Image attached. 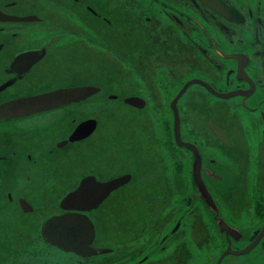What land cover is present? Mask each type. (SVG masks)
<instances>
[{
    "label": "flooded vegetation",
    "instance_id": "flooded-vegetation-1",
    "mask_svg": "<svg viewBox=\"0 0 264 264\" xmlns=\"http://www.w3.org/2000/svg\"><path fill=\"white\" fill-rule=\"evenodd\" d=\"M123 2L126 3V1ZM145 2L144 5L149 12L154 14V19L132 7L133 16L140 18L138 24L140 30L133 31L125 27L123 19L116 14L115 20L118 22L119 34L116 38L113 35V39H110L108 34L94 31L97 22H93L91 37L82 34L84 31L77 22L72 23L68 20L64 23L62 15H65V11L59 9V6H62L55 0H0V216L3 218L0 227V247L5 252L4 255H0V264H93L95 262L99 264H187L190 262L188 259H193V255L187 247L177 249L173 246L172 240L179 232V227L184 224L183 218L188 214L194 215L196 209L186 208L182 204L177 207L179 199L172 190L194 191L195 187H201L202 193H200L206 198L211 196L214 199L213 193L217 191L226 200H232L231 195L234 193H223L224 190L231 191L232 188L222 177L224 171L222 165L220 164L221 170L215 168L217 163L215 158L219 162L222 159L230 161V158L226 156L227 150L234 143L242 140V134L238 129L242 130L243 135H247L249 149L243 141L241 145H238L241 149L235 153L237 157H233V160L237 164L249 166L250 177L245 182V190L248 187V191L244 204L248 203L245 209L252 214L255 225L247 241L242 240L244 234H240L236 228L234 235L223 234L220 236V241L222 244L227 243L230 247L228 252L237 255L240 259L243 255L250 256L255 248L264 250V13H262V2L259 0H253V3L250 0H206V2L204 0H147ZM238 2H243L245 6L239 7ZM116 7L117 12L120 13L122 9L119 4ZM90 12L105 24L112 20L110 13L102 12L98 15L94 8H90ZM155 15H158L157 18ZM71 16L76 20L80 18L72 12ZM50 18H57V21ZM121 27L124 33L120 30ZM208 28L225 36L231 42L236 40L242 43L244 48L231 49L229 52L222 50L224 54L219 44L207 32ZM243 29L253 32L252 41L251 39L248 41L239 33ZM203 32L206 34L204 35ZM175 33H180L189 42L190 51L170 49L171 54L165 59L168 66L164 69L173 65L175 67L173 77L166 75L162 68L152 71L151 66L154 69L157 68L154 59L158 58L162 51L167 52L166 49L161 48V41H165L169 35L172 36ZM32 34L37 35V38L26 41V36ZM42 34L46 36L44 41L40 39ZM140 34L146 37L152 36L156 49L158 48L157 51H159L154 54L151 50L154 46L152 43L148 49L130 41ZM149 40L152 41V38ZM142 44H146V41ZM93 50L105 52L110 63L132 69L134 77L142 76L145 80L143 88L146 86L148 89L146 97L140 90L125 93L122 97L124 104L136 109H146L148 99H151L154 111L152 116H155L157 111L161 114L159 117L162 125L156 123V131L160 135V140L157 141L160 162L155 168L156 171L142 166L144 174L141 173L139 179L134 176L129 166L124 167L121 172L114 173L116 161L114 157H111L110 152L106 162L100 163L106 167L105 176L93 168V136L99 126L98 120L93 117V100L97 95L103 96L105 91L101 85L93 82ZM208 67L209 71H207ZM142 68L148 69L145 76ZM204 70L207 71L208 76L202 78L198 73ZM162 74L165 75L164 81L159 78ZM191 80L194 81L179 97L176 106L180 118L181 139L184 133L193 131L188 134L192 138L182 140L192 143L196 147L194 150L177 143L174 134V112L171 106L173 98L180 90L179 87ZM93 86L99 87V90L93 92ZM81 87H86L82 93L63 94L66 89ZM47 94H50L52 98H46ZM134 96L144 100L142 107L124 101L125 98ZM235 96H239L245 105L241 103V107H236L225 101ZM106 99L117 100V94H109ZM249 99H253V103L259 102L260 106L250 107L245 102ZM157 100L160 101L157 102ZM101 102L104 106L103 99ZM232 106L236 109L240 108L248 116L251 122L250 127L259 132L258 146H253L252 133L244 130L240 121L236 122L230 118L224 126L222 122L211 116L209 107L229 111ZM162 109L165 110L164 114ZM93 119L96 120L94 129ZM241 121L245 119L242 118ZM213 125L216 126L220 136L213 129ZM195 131L204 132V138L207 140L204 138L198 140ZM232 133H235L234 140L231 138ZM47 137L49 139L45 140ZM135 142L136 140L127 144ZM149 143L151 144L150 140ZM35 144H40L41 150L37 147L35 151ZM217 149L219 154L216 152ZM219 149L223 151L222 155ZM148 150V160L153 162L149 145ZM208 155L215 158L206 157ZM181 156H184V162L190 168L189 172L186 167L179 171V164L183 163ZM201 156L206 158L204 163L201 161ZM141 158H146V155H142ZM157 158L158 156L154 158L156 162ZM129 161L131 159H126V163ZM117 162L119 163L120 160ZM159 169L163 170V175L158 179L156 175H160ZM196 170L200 174L202 183L197 180ZM153 171L154 175L151 176L150 173ZM181 174H183L182 180L186 181L188 175H192L193 185L186 182L187 184L183 183L179 186L178 178ZM39 177L46 179V190L58 191L55 209L50 212L36 210V206L25 194L27 186ZM86 177L92 180L91 193H93V177L99 182L121 177L123 183L112 189L95 207L87 209L86 204L76 200L61 205L62 199L75 191ZM211 177L215 180L214 187L211 184ZM144 184L150 187V192H144L142 188ZM129 185L132 186L131 188L136 187L138 191L136 202L138 213L134 219L129 206H122L124 218L128 224L117 225L116 228L124 237L122 241L126 240L124 246L129 249L119 251V243L116 245L98 242L99 231L93 220V211L98 209L105 200L110 199L112 194ZM244 196L245 194L241 192H235L239 210L244 208V204L239 202ZM169 197L172 203L168 209ZM192 198L190 194H187L184 201L189 205ZM194 198L197 199H194L196 201L199 200L198 192L194 193ZM6 214L16 215L19 218L32 214L36 218L32 225L36 227L38 225L41 240L49 247L52 245L59 255H39L27 249L19 253L17 246L23 244L24 239L14 235L15 224ZM64 214L75 217L81 214L87 215L95 228L90 246L106 250L93 254L91 249L90 252L82 254L51 244L42 234V225L48 218ZM124 218L121 215V219L125 220ZM147 223L153 224L144 226ZM215 226L211 220L206 224V227H212L211 229ZM144 227L151 228L146 236L156 232L160 234L159 238L152 242L146 241V236L142 235ZM6 228H12V232L9 233ZM130 231L133 235L128 236ZM41 240L39 246L42 247ZM231 241H233L232 244L229 243ZM78 242H80V234L75 228L73 236L70 238L65 236V244ZM203 242L202 237L201 243ZM147 247L148 250H146ZM154 250H158L159 255H154L152 259L150 255L154 254ZM111 255L118 257L115 259ZM121 255H128V258ZM121 258H124L126 263L119 261Z\"/></svg>",
    "mask_w": 264,
    "mask_h": 264
},
{
    "label": "rangeland",
    "instance_id": "rangeland-1",
    "mask_svg": "<svg viewBox=\"0 0 264 264\" xmlns=\"http://www.w3.org/2000/svg\"><path fill=\"white\" fill-rule=\"evenodd\" d=\"M123 1H126V3H124ZM145 1L147 0H55V2L62 6H59V9L65 11V15H62L64 23H67L68 20L72 21V23L77 22V24L81 26L82 30L84 31L82 34L86 35L87 37H91L93 35V22H97L96 29L94 31L97 33H103L104 35L108 34L110 39H113V35L116 38L119 34L118 22L115 20L117 19L116 14H118L123 19L124 26L130 28L133 31H136V29L140 30L138 25L140 22V18H135L133 16L132 7L133 9L137 8V10L140 12H144V14L150 15L152 19H154V14L150 13L148 8L144 5ZM259 1L262 2V13H264V0ZM250 2L253 3V0H250ZM146 3L147 2H145V4ZM118 4L122 9L120 13L117 12L118 8L116 6ZM237 4L239 5V7L245 6L243 2H238ZM90 8H94L97 11L98 15L102 12H104V14L110 13V18L112 19L111 22L107 24H105L104 22H100V18L94 16L90 12ZM71 12L73 15H77L80 18L77 20L72 18ZM155 16L157 18L158 15ZM81 18L84 19L81 20ZM136 19L138 20L136 21ZM50 20L57 21V18H50ZM120 30L124 33L122 27ZM207 32L210 33L214 40L219 44L221 51L223 50L224 52H229L231 49L244 48V45L242 43L237 42L236 40L231 42L225 36L215 33L211 28H208ZM239 33L242 36L246 37L248 41L253 35V32H250L247 29L240 30ZM205 34L206 33H204V35ZM35 38H37V35H27L26 41ZM45 38L46 36L44 34L40 36V39L42 41H44ZM149 38H152V41H150ZM130 41H134L137 45H143L148 49H150L148 46L150 45V43H152L154 46L151 50L154 52V54L159 51H157L158 48L156 49V43L152 36L146 37L140 34L139 36H134V38ZM144 41H146V44H142ZM250 41H252V39ZM189 45V42L184 39L180 33H175L172 36L169 35V37L166 38L165 41H161V48L166 49L167 52L162 51L159 57L154 59V63L156 64L157 68L154 69V67L151 66L152 71H156L157 69L162 68L163 70H165L166 75L173 77L175 67H173L172 65L164 69L168 66V62L166 63L165 59L166 57L170 56L171 50L175 51L176 49L190 51ZM148 54L149 52L147 51V55ZM106 56V53L103 51L93 50V82L101 85L102 88L105 89V91H103L104 97L102 95H97L93 100V117L98 120L99 124L98 130L93 136V168L101 173L102 176H105L107 172V170H105L106 167L105 165H101L100 163L106 162L107 155H109L110 152L111 157H114L116 161V168L113 170L114 173L121 172L124 167L129 166L130 170L134 173V176L139 179L141 177V173L144 174L142 166L147 169L156 171L155 168L160 162V152L157 149V141L160 140V135L156 131V123H158L160 126L162 125L159 117V115L161 114L159 111H157L155 112V116H152L154 111L152 109L153 102L151 99H148L146 109H136L127 106L122 102V97L123 95H125V93H132L134 91L138 92L140 90L141 93H144L143 95L146 97L148 89L146 86H144L143 88L145 80L142 78V76L134 77V70L132 69L130 70L126 67L121 66L120 64L110 63L109 58H107ZM139 69L141 71V68ZM209 70L210 69L208 67L207 71ZM142 71L143 75L145 76V72H148V69L142 68ZM207 71L204 70L203 72L198 73V75L202 78L207 77ZM159 78L161 81H164L165 75L162 74V76H160ZM170 85L174 86L173 84ZM182 86L179 87V89H181ZM109 94H117V100H107L106 98ZM102 99L105 103L104 106L106 107L102 106ZM159 101L160 100H157V102ZM225 101H227L231 105H235L236 107H241L242 103V99L239 96L225 99ZM253 101V99H249L245 102L250 107L260 106L259 102L253 103ZM242 105L244 106L245 104L242 103ZM178 109L182 113L179 105ZM209 109L211 111V116L222 122L224 126H226V124L228 123V119L230 118H233V120L236 122L240 121V123L244 127V130L252 133L253 146L256 147L260 144L259 132L257 131V129L255 130V128L250 127L249 124H251V122L248 120V116L244 114L240 108L236 109L232 106L229 111L216 110L215 107H209ZM162 113H165L164 109H162ZM254 117L257 118V116ZM242 118H244L245 121H241ZM127 126L130 127V130ZM238 131H240L242 134V140L237 141L231 148L227 150L226 156L230 158V161L222 159L219 162V160L212 155L206 156H211L217 160V163L215 165L216 169L221 170L220 164L222 165L224 170L222 177L228 181L229 187L232 188L231 191L226 189L223 191V193H234L231 195L233 197L232 200H226V198H224V196L222 195H219L217 191H214L213 193L215 195L213 196L215 200L211 196L209 198H206L203 196V194H201V187L194 188V191L199 193L198 201H196L197 199L194 198L195 192L192 190L187 189L186 191L184 189V191L181 190L178 192L176 190H172V193L177 194V198L179 199L177 202V207L182 204L186 206V208L196 209L194 215L191 216L190 214H188L183 218L185 219L183 220L184 224L179 227V232L176 234L175 239L172 240L174 244L173 246H176L177 249L187 247L191 252V255H193V259H188L190 262H187V264H264L263 248L261 250H259L258 248H253L254 251H251L250 256L243 255L242 259H240V257H238L237 255H233L228 252L230 250V247L229 245H227V243L222 244L220 241V236H223V234L234 235V232L236 231L235 228L237 229V231H239L240 234H244L242 240L247 241L249 235L253 233L255 225L252 214L245 209L248 203L244 204L246 202V194L248 191V187L245 190V182L248 181L250 177L248 169L249 166L247 164H237L233 160V157H237L235 153L240 151L241 149L238 145H241L243 141L249 149V143L248 140H246L247 135H243L242 130L238 129ZM190 133H193V131L184 133L182 135V139L186 140L188 138H192L188 136V134ZM195 133L198 136V140H203L204 132L195 131ZM231 138L232 140L235 139V133H232ZM48 139L49 137L45 138V140ZM134 140H136L134 144H127L133 143ZM149 140L151 141V144L149 143ZM204 140L207 139L204 138ZM148 145L152 150V161L154 163L148 160ZM37 147L39 148V150H41L42 148L40 144H35V151ZM219 150L220 154L222 155L223 151L221 149ZM180 151L182 152L183 150L181 149ZM216 152L217 154H219L218 149L216 150ZM142 155H146V158H141ZM156 156H158L157 162L154 159ZM180 158L184 164H179V171L184 170V168L186 167L187 171L189 172L190 168L184 162V156H181ZM126 159H131V161L126 163ZM119 160L120 162L118 163L117 161ZM201 161L202 163H204V161H206V158H203L201 156ZM159 170L160 175H156L158 176V179L161 175H163V170ZM154 171L150 173L151 176L154 175ZM182 175L183 174H181V177L178 178L179 186L186 182H189L191 185H193L192 175H188L187 181L182 180ZM45 183L46 179H42L41 177L35 178L34 181H32V183L27 186V193L25 194L36 206V210L41 212L49 210L50 212L52 209H55L54 206L58 198V193L56 192L58 191L46 190ZM211 184L212 187L215 186V180L213 179V177H211ZM131 187L132 186L129 185L119 190L115 194H112L110 199L105 200L98 209H95L93 211V220L96 222V226L99 231L98 242L116 245L119 243V251H126L129 249L124 246L126 240L122 241L124 237L120 235L116 228L117 225L128 224L127 220L124 218V211L122 206H129V210L133 212L132 216L134 217V219L135 215L138 213V209L136 208L138 191L136 187ZM142 188L145 193L150 192V187L147 184H144ZM190 188L192 189L191 186ZM235 192H241L242 194H245V196L239 200V202L244 204V208L240 210L237 208L238 199L235 197ZM191 193H193V195ZM187 194H190L193 197V200L189 205L184 201V197ZM170 203H172V201L169 197L167 201L168 209L170 208ZM197 209L199 211H197ZM6 215L8 219L13 224H15V226H13L16 227L14 235L24 239L23 244L17 246V250L19 253L22 252V250L27 249L29 251H34L39 255L58 254L57 251L54 250L52 245L49 247L41 240L38 225L37 227L32 225V222H35L36 220V218L33 217L32 214H30L29 216L26 215L23 218H19L16 215ZM121 215L125 220L121 219ZM2 219L3 218L0 216V227L2 225ZM209 220H211L216 225L214 229H211L212 227H206V224ZM204 223L205 225H203ZM152 224L153 223H151V225ZM151 225H149L148 223L146 225L144 224V226ZM12 228H6V230L11 233ZM150 229L151 228L149 227H144L142 229V235L146 236L148 230L150 231ZM131 235H133V233L130 231L128 236ZM159 236L160 234L153 232L151 235L146 236L145 240L152 242L159 238ZM202 237L204 238L203 243H201ZM40 240L41 242H43L42 247L39 246ZM229 243L232 244L233 241ZM252 244H254V242H252ZM146 250H148V247L146 248ZM4 253L5 252L0 247V255H4ZM154 255H159V251L154 250V254L150 255V258L153 259ZM121 256L128 258V255ZM111 257L116 259V257L118 256L111 255ZM119 261L126 263V260L124 258L119 259ZM93 264L99 263L95 262Z\"/></svg>",
    "mask_w": 264,
    "mask_h": 264
},
{
    "label": "water",
    "instance_id": "water-1",
    "mask_svg": "<svg viewBox=\"0 0 264 264\" xmlns=\"http://www.w3.org/2000/svg\"><path fill=\"white\" fill-rule=\"evenodd\" d=\"M204 1L206 2V0ZM193 81L194 80L188 81L182 86V88L179 90L177 95L173 98L171 106L174 112V131H175L174 134L177 143L180 146L188 147L194 150V148L196 147L192 143L185 142L181 139L180 118L176 106L179 97L183 94V92L186 90L188 85ZM85 88L86 87L66 89L64 90L65 93L63 94L70 95L73 93V95H75L77 93H82L85 90ZM97 90H99V87L93 86V92ZM224 96H228V95H224ZM46 98H52V97L50 96V94H47ZM124 101L137 107H142L144 105V100L135 96L127 97L124 99ZM95 125H96V120L93 119V129L95 128ZM213 129L220 136V133L217 131L215 125H213ZM198 163H199V159L197 160V164ZM195 174L198 178L197 180L200 183H202L200 174L197 170L195 171ZM91 183H92L91 179H89L88 177L84 178L81 181L79 187L75 191L69 193L62 199L61 205L76 200L78 202H82L83 204H86L88 206L86 207L87 209L91 208L92 206L95 207L100 202H102V200L110 193L112 189H115L116 187H118L120 184L123 183V178L117 177L108 181L99 182L96 181L95 178L93 177V193H91V188H92ZM75 228H77V231L80 234V242L65 244V236L69 238L70 236H73V230ZM42 234L51 244H54L61 248H65L67 250H73L82 254H85L83 252H90L91 249H93V254L103 252L106 250V249H97L94 247L92 248L90 246V243L95 234V228L92 221L85 214H81V216L78 217L69 216L66 214L50 217L42 225Z\"/></svg>",
    "mask_w": 264,
    "mask_h": 264
}]
</instances>
